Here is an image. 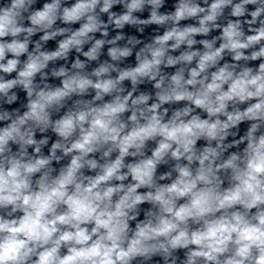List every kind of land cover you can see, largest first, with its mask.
<instances>
[{"label": "clouds", "instance_id": "9594fccd", "mask_svg": "<svg viewBox=\"0 0 264 264\" xmlns=\"http://www.w3.org/2000/svg\"><path fill=\"white\" fill-rule=\"evenodd\" d=\"M0 264H264V0H0Z\"/></svg>", "mask_w": 264, "mask_h": 264}]
</instances>
